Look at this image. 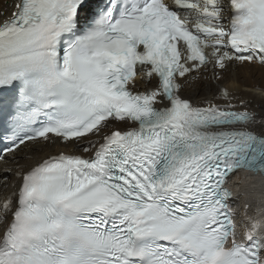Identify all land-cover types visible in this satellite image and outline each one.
<instances>
[{"label":"bare ground","instance_id":"obj_1","mask_svg":"<svg viewBox=\"0 0 264 264\" xmlns=\"http://www.w3.org/2000/svg\"><path fill=\"white\" fill-rule=\"evenodd\" d=\"M20 0H0V22L9 20L15 13ZM210 77V74H206ZM198 75L196 82L187 83L180 91L181 96L194 108L213 111L233 109L248 115L244 123L232 128L252 130L264 137V62L248 58L231 62L215 78L204 80ZM221 87L230 91L229 98L220 95ZM112 124L111 128L121 127L122 123ZM104 133L94 136L101 139ZM93 137V138H94ZM55 144H27L21 148L7 164L10 167L8 180L0 178V213L10 219L9 206L15 200L14 192L19 184L17 174L57 150ZM95 148L91 149L94 151ZM3 168L0 167V175ZM235 194L231 200L236 211V222L240 236L257 235L262 242L264 253V175L262 173L241 172L232 178Z\"/></svg>","mask_w":264,"mask_h":264}]
</instances>
